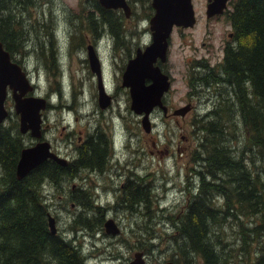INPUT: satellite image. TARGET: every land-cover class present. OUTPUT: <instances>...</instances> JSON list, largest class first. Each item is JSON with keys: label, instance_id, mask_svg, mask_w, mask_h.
<instances>
[{"label": "rangeland", "instance_id": "obj_1", "mask_svg": "<svg viewBox=\"0 0 264 264\" xmlns=\"http://www.w3.org/2000/svg\"><path fill=\"white\" fill-rule=\"evenodd\" d=\"M152 2L131 0V12L127 16L119 8L122 16L117 17L121 24L117 22L116 15L106 13L100 19L91 17L87 21L86 17L94 9V0H36L32 4L34 7L30 4L24 10L21 7L19 17L24 19L23 29L29 32L24 48L29 51L15 53L14 56L27 69L34 85L37 84L38 94L49 101L50 106L45 114L49 123L47 130L52 140L50 142L66 156L70 155V160L77 161L80 159L77 153L79 141L75 145L66 140L67 135L76 130L71 135L72 140H77L78 133L88 130L92 136L101 126L100 131L105 132L104 137L112 147L107 155L110 171L106 175L96 174L100 170L98 166H81L76 176H73L76 181L64 176L60 184L50 179L42 184V195L56 219L57 233H70L68 230L73 229L75 220L79 218L81 208L77 209L72 203L71 195L79 192V200L83 195L91 194L96 204L112 207L116 197L110 190L121 186L123 182H129L131 173L143 175V183L152 188L153 199L158 198L151 212L126 207L111 211L110 216L118 220L116 225L120 232L117 236L107 234L104 223L91 231L89 228L96 225L98 219L91 226L78 224L86 227L79 230V239L75 236L77 243L84 246L86 264H128L135 258V252L140 251L137 249L140 243L150 247L144 250L147 264H163L171 260L180 249L172 238L176 228L170 214L177 217L192 195L189 193H193L188 189L199 181L193 169L202 133L196 131L194 121H199L202 115L211 111L217 101L208 86L196 81L205 73L203 68H199L198 61L216 66L223 60L224 47L230 40L232 26L226 16L218 15L220 17L215 19L207 17L209 0H193L197 24L174 29L168 59L162 64L172 82L166 96L171 114L165 117L162 109L157 110L153 116L154 129L146 132L140 118L131 109L130 89L123 86L122 73L129 61L126 58L130 54L132 57L136 55L137 46L145 49L151 44V18H148V14L152 12ZM106 17L115 22L114 26H104ZM43 23L53 35L49 36L53 44L45 36L47 46L42 48L39 33ZM104 27L106 29L101 32L100 29ZM93 32L98 39L104 85L107 93L113 97L106 110L99 106L98 77L90 68L88 60L86 44L88 40H94ZM147 40L149 44L144 45ZM189 102L194 107L185 116L173 114L175 109ZM9 109L11 116L6 124L8 127L16 126L19 115L15 112L13 100L9 103ZM50 125L56 127L50 130ZM23 139L29 137L23 136ZM97 152H101L100 148ZM259 163L264 165L261 161ZM88 175L91 180H88ZM119 178L122 181L117 180ZM80 188L83 193L79 191ZM244 219L252 228V219ZM229 221L221 228L226 240L222 236L224 243L220 249L227 250V243H230L229 264L240 263V240L236 242L235 233L238 226L232 218ZM257 245L258 240L251 246L253 257L258 252Z\"/></svg>", "mask_w": 264, "mask_h": 264}, {"label": "trees", "instance_id": "obj_2", "mask_svg": "<svg viewBox=\"0 0 264 264\" xmlns=\"http://www.w3.org/2000/svg\"><path fill=\"white\" fill-rule=\"evenodd\" d=\"M35 1L0 0V41L12 56L29 51L24 48L29 32L23 29L24 19L19 16L22 8L33 6ZM230 3L225 14L232 37L224 48L223 60L216 66L198 61L205 73L196 81L208 86L217 102L194 121L196 131L202 133L193 169L199 173V181L189 189L193 193H189L192 195L177 217L170 214L176 228L172 238L180 249L171 260L178 264H229L230 243L227 250L220 247L223 237L226 240L221 228L231 218L238 226L236 242L240 240L238 256L242 257L234 264H264V165H259V161L264 164V0ZM93 4L105 12L96 2ZM93 16L97 17L89 12L86 20ZM116 19L121 24L119 17ZM114 23L106 17L104 26ZM39 34L42 48L47 46L45 36L53 44L45 23ZM14 129L16 126L0 125V264H86L84 246L75 236L95 219L98 223L89 228L91 231L103 223L105 226V209L94 207L90 194L79 200V192L73 194L72 203L84 206V215L75 220L70 233L53 234L48 220L51 207L42 195V184L49 179L60 184L64 176L74 181L77 169L49 159L18 179L16 166L25 145ZM98 150L88 158L85 153L77 160L76 168L92 161L99 165L105 162L107 154L98 159ZM126 185V208L151 212L158 199H153L152 188ZM79 191L83 193L81 188ZM245 217L252 219V228ZM256 240L258 252L253 257L251 246ZM147 246L140 243L137 249L146 251L150 248Z\"/></svg>", "mask_w": 264, "mask_h": 264}, {"label": "water", "instance_id": "obj_3", "mask_svg": "<svg viewBox=\"0 0 264 264\" xmlns=\"http://www.w3.org/2000/svg\"><path fill=\"white\" fill-rule=\"evenodd\" d=\"M230 0H209L208 14H224L228 9ZM108 9L123 8L128 15L131 7L127 0H100ZM154 15L151 17L150 26L153 31V41L145 50L139 49L137 54L129 60L123 74V86L130 89L131 109L142 117V126L146 132L152 130L151 115L155 108L159 107L167 114L168 107L163 98L169 92L172 82L170 75L164 72L158 61L166 62L168 58L169 38L175 26L193 27L196 22V14L193 0H153ZM90 63L94 73L98 77L99 104L106 108L111 103L110 96L106 93L103 83L102 70L96 54L90 50ZM12 90L15 100V111L20 117V128L23 133L28 131L35 138L42 137V111L47 108V100L42 97L27 95L32 92L34 86L22 67L14 62L11 53L5 49L0 41V123L9 117L6 107L8 90ZM191 105L187 104L173 111L174 115L185 116ZM48 159H52L61 165L66 161L58 157L51 150V143L47 140L39 141L33 146L25 147L16 166L18 179L25 178L34 168ZM49 227L53 234L58 232L56 219L48 214ZM106 232L116 236L120 230L113 219L105 222ZM144 253L138 251L135 258L128 264H145ZM164 264H178L174 260H168Z\"/></svg>", "mask_w": 264, "mask_h": 264}, {"label": "flooded vegetation", "instance_id": "obj_4", "mask_svg": "<svg viewBox=\"0 0 264 264\" xmlns=\"http://www.w3.org/2000/svg\"><path fill=\"white\" fill-rule=\"evenodd\" d=\"M128 1V3H129V5H130V7H131V0H127ZM97 3L99 6H101V8H104L105 9V12H102V10H100V9H98L96 6H93L94 4L92 3V6H93V10H91V13H93V15L94 14H96V16L97 17H95V16H93V17H95V18H97V19H100L102 16H104V13H113L114 15H116V16H122V12L119 10V9H108V8H105V7H103V5L101 4V2H100V0H94V3ZM229 3H230V1L228 2V5H229ZM152 4H153V2H152ZM151 4V10H152V12L151 13H149L148 14V18H150V16L152 17L153 16V13H154V8H153V5ZM228 8H229V6H228ZM108 9V10H107ZM121 10H123L124 11V9H122L121 8ZM125 13V11L123 12V14ZM226 13V12H225ZM215 14V15H212V16H210L209 14H208V11H207V17L208 18H211V19H215V18H217V17H220V16H218V15H222V16H226V14ZM124 16H127V14L125 13V15ZM197 20H198V18H197ZM125 21V20H124ZM118 22V21H117ZM118 23H120V22H118ZM197 24V23H196ZM175 28H179L178 26H175L174 27V29ZM180 28H182V27H180ZM174 29H173V32H174ZM148 30H150L149 29V27H148ZM172 32V33H173ZM171 36H172V34H171ZM171 36H170V38H169V42L171 41ZM230 37H232V33L230 32V34H229V38ZM93 39L94 40H88V43L86 44V47H87V52H88V60H89V63H90V59H89V53H90V50L92 51V52H94L99 58H100V61L102 62V59H101V57H100V54H99V48H98V44H97V41H98V39L96 38V36H95V34H94V32H93ZM151 39H149V41H150ZM149 41L147 40L145 43H143L144 45H147V44H149ZM229 42V41H228ZM227 42V43H228ZM227 45V44H226ZM225 45V46H226ZM140 47H142L143 48V46H137V50L140 48ZM225 48V47H224ZM133 55L132 54H130L126 59H128V60H130V58L132 57ZM11 58H12V60L14 61V62H17V59L15 58V56H12L11 55ZM168 59V58H167ZM19 65H21V67H22V69L27 73V74H29V72L27 71V69L22 65V64H20L19 62H17ZM163 63H165V62H161L160 61V65H161V68H162V64ZM103 65V64H102ZM90 68H91V65H90ZM92 69V68H91ZM162 70L164 71V69L162 68ZM165 72V71H164ZM123 73H124V71H123ZM122 73V74H123ZM171 90V89H170ZM169 90V91H170ZM169 93V92H168ZM167 93V94H168ZM167 94L164 96V98H163V102H164V104L168 107V110H167V114H165V113H163L164 114V116L165 117H169L170 116V114H171V112H170V107H169V105L167 104V100H166V96H167ZM110 95V94H109ZM110 98H111V100L113 101V97H112V95H110ZM14 101V107H15V100H14V98H13V94H12V90H8V96H7V99H6V102H5V104H6V107H7V109L10 111V114H9V117L11 116V110L9 109V103L11 102V101ZM99 102V101H98ZM188 104H190L191 105V109H193V104L191 103V102H189ZM50 106V104H49V102H47V108H46V110H44V111H42V118H43V123H42V137L41 138H34L32 135H31V132L30 131H28V132H26V133H23L22 131H21V128H20V117H19V121L17 120V123H16V129H17V131L19 132V134H21L22 135V138L20 139V142L23 144V145H25V147H30V146H33L34 144H36L37 142H39V141H44V140H47V141H52L50 138H49V135H48V130H47V127H48V119H47V117H46V114H45V112L47 111V109H48V107ZM99 106H100V104H99ZM101 107V106H100ZM101 109H104V110H106L105 108H102L101 107ZM157 110H160V108L159 107H157V108H155L154 110H153V112H152V115H151V119H152V130L154 129V126H155V123H154V120H153V116L155 115L154 113L155 112H157ZM139 118H140V122L142 121L141 120V116L139 115L138 116ZM8 119V118H7ZM7 119L6 120H4L2 123H0V125H4V124H6V121H7ZM137 120V119H136ZM141 125H142V123H141ZM56 126H52V125H50V130H53L54 128H55ZM100 129H101V126L97 129V131H96V133H92V136H90L91 134H89L88 133V130H86L84 133H83V131L81 132V133H78L77 135H78V138H77V140H72V135L71 134H73V133H75V131H71V134H68L67 135V138H66V140H69V142H71V143H75V145H76V143H77V141H79V147H78V149H77V153H78V156H79V158H82V157H84V155H85V153H86V156H87V158L89 157V156H93L94 155V151L95 150H97L98 149V147L100 148V150H101V152H99V154H97V157H98V159H101V155L102 154H104V153H106L107 155H109L110 154V150L112 149V147L110 146V144H109V142H108V140L104 137V135H105V132L104 131H100ZM151 130V131H152ZM112 131V130H111ZM82 134H84V135H82ZM113 134V133H112ZM23 136H28L29 137V139H23ZM32 137V138H31ZM111 139L113 140V138H112V135H111ZM110 140V139H109ZM51 143V150L58 156V157H60V158H62V159H64L65 161H66V165H62V166H69L70 168H72V170H78L79 171V169L81 168V165H79L77 168H76V162L77 161H73V160H70V155H65L64 153H63V151L61 150V149H59L58 147H56L54 144H53V142H50ZM71 146H72V144H70ZM81 145V146H80ZM94 147L95 148H97V149H94ZM56 162V161H55ZM57 163V162H56ZM92 163V164H91ZM91 163H87V165H86V167H93V165H94V167H96V166H98L99 167V171H97L96 172V174L99 176V175H106L107 173H109V162H108V159H106V161L105 162H103V163H101V165H99V163L97 162V163H94V161H92ZM61 165V164H60ZM103 167V169H101ZM196 173V176H199V173L198 172H195ZM15 174H16V171H15ZM92 175V174H91ZM89 179L88 180H91V176H87ZM144 176L143 175H140V174H138V173H131L130 174V177H129V182H123V184H120L121 186H116V188H120V190H116V188H114V189H111L110 191H112L113 192V194L115 195V197L116 198H119V197H122V198H124V199H126L127 198V196L125 195L126 194V190L128 189V186L126 185V184H132L133 186H142V188H147V187H149V186H147V185H143V184H145V183H143V181L142 180H144ZM117 180H119V181H122V178H119V179H117ZM74 181H76V177H74ZM69 182V181H68ZM143 183V184H142ZM74 187H75V185H74ZM122 194V195H119V194ZM90 196H92L91 194H90ZM127 201V200H126ZM79 205L81 206V204L79 203ZM96 207H100V208H103V206H96ZM107 208H105V210H106ZM80 212L82 213V214H84V208H81V210H80ZM114 218V217H113ZM116 219V218H115ZM117 220V219H116ZM118 221V220H117Z\"/></svg>", "mask_w": 264, "mask_h": 264}, {"label": "bare ground", "instance_id": "obj_5", "mask_svg": "<svg viewBox=\"0 0 264 264\" xmlns=\"http://www.w3.org/2000/svg\"><path fill=\"white\" fill-rule=\"evenodd\" d=\"M115 43V42H114ZM42 164V163H41ZM40 164V165H41ZM40 165H38V166H40ZM37 166V167H38ZM36 167V168H37ZM35 169V168H34ZM33 169V170H34ZM28 176V175H27ZM198 177V176H197ZM188 191H189V189H188ZM112 192V191H111ZM113 193V192H112ZM119 195H122L121 193L119 194ZM92 197V199H93V201H94V198H93V196H91ZM96 206H103V208L105 209V208H107L106 210H105V212H106V220H109L110 218H112L110 215H112L110 212L111 211H114V210H118V209H120V208H125V207H127L126 206V200H124L123 201V198L122 197H119V198H116L115 199V205L114 206H109V205H98V204H94V207H96ZM84 208V206H77V209L78 208ZM144 207V206H143ZM183 211V210H182ZM83 215L84 214H82L81 212H80V214H79V216H82L83 217ZM123 215V214H122ZM107 233V232H106ZM81 233H79L78 235H76V236H79ZM107 234H109V233H107ZM87 262V261H86Z\"/></svg>", "mask_w": 264, "mask_h": 264}]
</instances>
